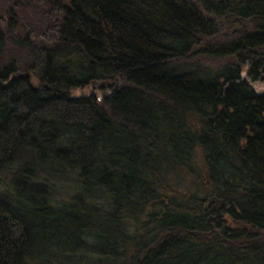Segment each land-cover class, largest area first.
I'll return each instance as SVG.
<instances>
[{"label":"trees","instance_id":"obj_1","mask_svg":"<svg viewBox=\"0 0 264 264\" xmlns=\"http://www.w3.org/2000/svg\"><path fill=\"white\" fill-rule=\"evenodd\" d=\"M263 72L264 0H0V264H264Z\"/></svg>","mask_w":264,"mask_h":264},{"label":"rangeland","instance_id":"obj_2","mask_svg":"<svg viewBox=\"0 0 264 264\" xmlns=\"http://www.w3.org/2000/svg\"><path fill=\"white\" fill-rule=\"evenodd\" d=\"M257 81V86L258 88L262 89L264 88V72L261 74V77L259 78V80H256ZM90 91V89L88 87L84 88V89H75L73 92L75 94L79 93V94H84V93H88ZM7 179H8V176H4L3 179L0 180V191H2L3 188L6 187L7 185ZM50 219H47V221H50L52 223H54V226L56 224H60L62 223L58 217H53V216H49ZM61 227V226H59ZM43 233L46 235V236H49V235H57V238L56 239V243H58L59 245L61 244H66V242L68 241L67 239V236H65L63 233L64 231L60 228H57L55 229V227H52L50 229H48V231H43ZM86 240H89V241H92L90 239V237H86L85 238ZM34 250H38V248H35ZM90 257H95V258H98L99 256L96 255V254H90Z\"/></svg>","mask_w":264,"mask_h":264},{"label":"water","instance_id":"obj_3","mask_svg":"<svg viewBox=\"0 0 264 264\" xmlns=\"http://www.w3.org/2000/svg\"><path fill=\"white\" fill-rule=\"evenodd\" d=\"M243 79H248V78L247 76H244ZM223 205H224L223 199L217 196H210L206 200V206L208 207L209 210L215 211V216L217 218L223 216V212L221 211Z\"/></svg>","mask_w":264,"mask_h":264}]
</instances>
